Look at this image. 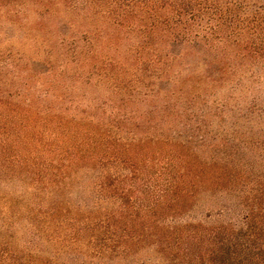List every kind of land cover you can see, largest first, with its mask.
<instances>
[{
    "label": "trees",
    "instance_id": "1",
    "mask_svg": "<svg viewBox=\"0 0 264 264\" xmlns=\"http://www.w3.org/2000/svg\"><path fill=\"white\" fill-rule=\"evenodd\" d=\"M86 3L0 50V264H264V0Z\"/></svg>",
    "mask_w": 264,
    "mask_h": 264
},
{
    "label": "rangeland",
    "instance_id": "2",
    "mask_svg": "<svg viewBox=\"0 0 264 264\" xmlns=\"http://www.w3.org/2000/svg\"><path fill=\"white\" fill-rule=\"evenodd\" d=\"M99 23L98 14L94 16L91 13L86 0H0V50H18V52L22 50L26 56L33 57L41 50L38 40L43 39V36L49 38L51 33L58 34L59 31L73 33L84 28L95 27ZM26 36L31 39L34 46L26 39ZM49 41L52 43L53 40ZM69 74H67L68 77ZM67 83H72L76 88V95L79 94L82 98L85 84L77 79L74 82L68 79ZM86 91L91 94L98 93V91L95 92V88L88 87ZM140 107H145V104H140ZM159 165L157 163L152 167L142 168L140 176L134 181V197L140 205L145 206V198L147 199L145 189L149 187L148 184L154 181L159 172L165 171ZM86 182V180L83 182L81 178L74 184L73 198L77 195L83 197L85 192H81L80 188L83 185L86 186ZM0 191L3 190L0 189ZM141 260H145V248L126 260H114L113 264H138Z\"/></svg>",
    "mask_w": 264,
    "mask_h": 264
}]
</instances>
